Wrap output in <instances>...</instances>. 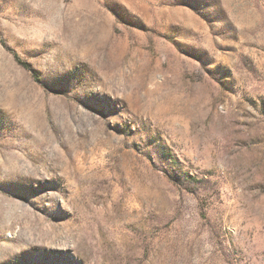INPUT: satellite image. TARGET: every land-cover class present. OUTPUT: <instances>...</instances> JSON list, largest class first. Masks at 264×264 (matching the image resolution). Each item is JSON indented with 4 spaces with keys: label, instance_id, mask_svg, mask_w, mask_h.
I'll use <instances>...</instances> for the list:
<instances>
[{
    "label": "rangeland",
    "instance_id": "374dc122",
    "mask_svg": "<svg viewBox=\"0 0 264 264\" xmlns=\"http://www.w3.org/2000/svg\"><path fill=\"white\" fill-rule=\"evenodd\" d=\"M0 264H264V0H0Z\"/></svg>",
    "mask_w": 264,
    "mask_h": 264
}]
</instances>
